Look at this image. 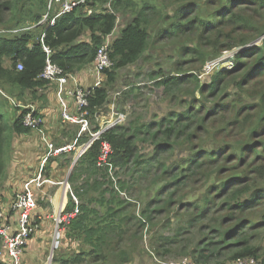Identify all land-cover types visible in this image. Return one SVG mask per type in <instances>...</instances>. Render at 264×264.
<instances>
[{
  "label": "trees",
  "instance_id": "trees-1",
  "mask_svg": "<svg viewBox=\"0 0 264 264\" xmlns=\"http://www.w3.org/2000/svg\"><path fill=\"white\" fill-rule=\"evenodd\" d=\"M48 1L0 0V210L6 223L15 214L12 203L32 180L15 194L3 192L6 147L34 130L23 124L29 110H5L11 105L5 88L22 92L47 86L40 79L47 60L44 34L51 61L66 74L92 67L123 15L130 20L111 43L113 67L89 98L92 131L99 130L95 116L107 108L119 73L165 46L178 58L170 73L160 70L150 80L162 90L168 111L112 127L75 164V152L69 153L61 168L71 169L68 183L80 213L66 226L63 241L69 245L54 255L53 264H129L128 247L136 254L145 230L161 258L190 257L194 264L256 258L264 264V0H87L53 27L19 33L42 20ZM109 3L111 10L105 9ZM87 34L89 40L82 41ZM238 50L231 68L215 72L209 83L202 80L209 63ZM20 63L23 71L17 69ZM133 87L131 96L138 92ZM89 137L84 134L78 146ZM103 141L112 148L114 176L127 177L117 180L118 191L109 170L98 166ZM144 146L152 151L144 153ZM51 164L42 169L48 180ZM146 190L149 199L137 216L135 198ZM33 191L39 192L35 185ZM45 204L37 201L36 210L48 212ZM76 207L69 197L65 211ZM32 217L36 228L42 221ZM0 264H12L1 239Z\"/></svg>",
  "mask_w": 264,
  "mask_h": 264
},
{
  "label": "built area",
  "instance_id": "built-area-1",
  "mask_svg": "<svg viewBox=\"0 0 264 264\" xmlns=\"http://www.w3.org/2000/svg\"><path fill=\"white\" fill-rule=\"evenodd\" d=\"M87 0H49L48 9L44 18L36 24H32L33 27L41 25H50L53 27L56 24L57 19L65 14L72 13L76 8L85 5ZM111 10V4H107ZM108 9V8H107ZM52 12H55V16L52 17ZM46 34L42 35L41 44L43 50L47 54L46 66L40 75L42 81L48 83H55L58 86L57 96L63 109V120L64 122L76 124L80 126V131L73 144H69L64 147L57 148L53 143L49 142L44 132L45 119L37 113L33 106L27 108L29 112L24 117V127L31 128L38 132L43 142L48 148V154L44 160V165L53 157H57L63 153H70L76 151L74 163L77 162L93 145L95 142L101 141L102 135L112 127L118 125H124L127 120V114H117V116L111 117L108 122H102L105 119V115L96 114L95 118L99 123V130L97 132L92 131L91 123L88 117L89 113V98L91 97V91L81 87H76L75 90H68L67 85L70 81H75L74 74H66L63 69L55 65L51 61L52 50L45 46ZM110 36L106 39L104 44L97 51L94 65L90 68L93 73L98 77H103L104 72L113 67L111 60V41ZM18 71H23L24 67L22 63L17 66ZM211 69V66H207L206 70ZM99 84V83H98ZM99 86V85H98ZM97 86V87H98ZM71 97L77 106L78 115H71L69 113V106L67 98ZM11 102H14L11 99ZM15 103V102H14ZM15 106H19L17 103ZM21 107V106H19ZM89 134V139L83 143L79 149H77L78 141L84 137V134ZM112 154L111 145L108 142L103 141L101 146V153L99 156L98 166L109 170V174L115 181L114 167L110 161ZM77 159V160H76ZM76 160V161H75ZM44 168V167H43ZM42 168V169H43ZM54 181L48 180L43 177L42 170L39 175L28 182L25 185V189L21 192L15 202L12 203L11 208L17 215V221L15 225L6 223L7 215L3 210H0V239L3 241V252L10 259L12 264H22V259L26 249L30 245L32 235L35 232V227L31 224V216L37 208V201L35 199V193L33 191V185L38 189H42L44 185L54 184ZM69 184V183H68ZM68 188L71 189L70 185ZM72 198L75 201L76 208L73 212L68 213L62 210L59 215L55 218V228L52 239V254L49 258V264L52 263L56 251H58L63 243V236L65 233L66 226L70 223L71 219L79 215V200L72 194ZM180 264H194L188 259L183 260ZM227 264H260L255 258H241L236 261Z\"/></svg>",
  "mask_w": 264,
  "mask_h": 264
},
{
  "label": "rangeland",
  "instance_id": "rangeland-1",
  "mask_svg": "<svg viewBox=\"0 0 264 264\" xmlns=\"http://www.w3.org/2000/svg\"><path fill=\"white\" fill-rule=\"evenodd\" d=\"M106 8H108L107 10H110V7L106 6L105 9ZM169 14L171 16L174 15L173 11H169ZM129 20H130L129 17H125L123 15H120L118 17L117 28L114 31L113 35L110 36L111 42L113 41V39L117 38L120 35L121 30L125 27V25L129 22ZM29 28L30 29L25 28V29L19 30V33L26 31V30L34 31L38 27H33L32 24H29ZM1 32L2 31L0 30V33ZM87 40H89L88 34L82 38V41H87ZM260 44L261 42H258L256 45H260ZM240 51L241 50L234 51V52H226L221 57H219L216 61L209 63L207 66H211V69L206 70L207 66L204 68L203 73H201L202 80L209 83L211 81V78L215 74V72H218L219 70L223 68H231L233 66V61H231L232 57L237 52L239 53ZM174 54L176 53L174 51H171L170 47L165 46L163 51L154 49L152 51H149L146 54V57H145L146 59L141 60L137 65L122 70L119 73L117 84L114 87L110 88V99H109L107 108L103 112H100L101 114L106 116L102 122H108L111 117L115 118L117 114H127L128 120L125 124L135 119V117L138 115L142 116V119L146 121L151 120L154 114H157L160 117L164 116L166 112L168 111L167 102L166 101L164 102V100H162V90L154 88L153 81L150 80V75L152 73H157L160 70H163L165 74L170 73L174 60L178 58L177 55H175V57L173 58L172 56H174ZM132 87L138 89L137 90L138 92H136V94L133 96H131V92H130ZM5 89H6L5 92L9 93L8 94L9 100L12 99L15 103H17L19 106H21L24 109H27L30 106H33L34 109H36L37 113H39V115H42L39 112V107H38L40 104L39 103L36 104L37 101L36 99L33 98V96L35 95V94H32L33 91H29V90L22 91V92L15 91V90L10 89L9 86H7ZM14 102H11V105L7 107V109L5 110L11 111V108L15 106ZM62 125L68 128L61 127L62 129H64L63 131H61L60 126H59V132L53 138V142L56 144H61V141H62V142L73 144L72 143V141H74L73 135L77 131V127H76L77 125L74 124V126H72L66 123L64 124L62 123ZM25 137H29V135ZM65 138H69V139H65ZM14 140L15 141L13 145L11 146V148H9V146L6 147V154L8 153L7 154L8 157L6 155V158H5V163L7 165L6 183L10 182L14 186H17V183L20 182V185H21V183L25 180L23 176L27 175L26 171H27V164L29 163V161L23 160V152L21 149L22 136L17 135L15 136ZM35 143L37 144V150H36L37 157H32L30 160L32 168H35L38 165L36 159L45 153V150L43 149L41 142H40V138L38 136L36 137ZM77 149H79V147ZM142 150L144 151V153H147V152H151L152 148H150L149 146H144L142 147ZM59 162L62 163L64 162V160H59ZM41 163L43 164V161ZM41 163L39 164L38 174L40 170H42ZM61 169L62 170H59L58 173H54V172L52 173V179L54 180L55 183L48 184L52 186L50 191L45 194L41 192L37 194V201L39 203L41 202L47 203L45 204V206H42L43 210H47V211L51 210L52 206H51V203L49 202V198L54 195L58 187L59 188L62 187L60 185L58 186L57 184L64 182L68 178L71 172L70 168H61ZM118 176L119 177L115 176V181H113L116 183L117 191L119 190L117 187V180L119 179L124 180L125 178L127 179L125 175H118ZM43 177L45 178V173L43 174ZM55 180L58 182H56ZM48 185H44L42 189H45V187ZM6 188L7 189H5L3 192H6V195L10 196L11 191L14 188H8V187ZM69 191H70L69 197H72V194H74L72 191V188L69 189ZM149 194L150 193L148 190L144 191L143 193H140V196L139 194H137V197L135 198L139 202L137 209H135L137 216L143 211L145 204L147 200L149 199V196H150ZM42 197H44V200L39 201V200H42ZM127 197L133 200L130 195H127ZM133 211H134V208H133ZM39 212H41V209H39ZM174 223L176 224L175 221ZM171 232L172 231L168 230L165 232V234L169 236L172 234ZM52 234H54L53 231H52ZM142 238L143 240L139 242V251L136 254H133L132 250L128 247V253L130 256L129 264H180L183 262V260H186V259L191 261L190 257H176V256H166L162 258L158 257L155 254L154 249L151 245L152 237L148 230H145V232L142 235ZM68 245L69 243L65 242L64 240L61 248L58 251H56L55 256H57L61 252V250H63L64 247L66 248ZM51 254H52V244L48 251L45 264H49V258L51 257ZM255 260L258 263L262 264V260H258L256 258ZM37 261H39V259ZM23 264H26V262H24ZM51 264H53V261ZM112 264H116V263H112Z\"/></svg>",
  "mask_w": 264,
  "mask_h": 264
},
{
  "label": "crops",
  "instance_id": "crops-1",
  "mask_svg": "<svg viewBox=\"0 0 264 264\" xmlns=\"http://www.w3.org/2000/svg\"><path fill=\"white\" fill-rule=\"evenodd\" d=\"M106 80H107L106 76L98 77L95 73L92 72V70L90 68H87V69L79 71L75 74V81H70L69 84L67 85V89L68 90H75L76 87H81V88H84L87 90H93L98 85L100 86L102 83H104ZM57 91H58L57 84L48 83L47 86H45L44 88H39L38 90L33 91L32 94H35L33 96V98L36 99V101H37L36 104H38V103L40 104L38 106L39 112L42 114V116L45 119L44 132L47 136L48 141L53 143L57 148H60V147L67 146L70 143H66V142L61 141V144H56L53 142V138L59 132V126H60L61 131H63L64 129H62V128L66 127V126H63L62 123L63 124L66 123V124L72 125V126H74V124L64 122V120H63V109H62V106L59 102V99L57 96ZM67 102H68V106H69V113L73 116L78 115V110H77V106L75 104V101L71 97H68ZM76 127H77V131L73 135L74 141L77 138V135L80 131V126L77 125ZM66 128H68V127H66ZM25 136H28V135L22 136L21 149L23 152V160L29 161V163L27 164V171H26L27 175L23 176V178L25 179L24 181H27L29 179L33 180V178L38 174L39 164L42 161H43V164L41 163V165L43 168L44 160H45L46 155L48 154L49 150H48V148H46L43 140H41L42 138L40 137L38 132L34 131V132H31V135H29V137H25ZM37 136L40 138V142H41L43 149L45 150V153L36 159L38 165L35 168H32L30 160L32 157H37V151H36L37 150V144L35 143ZM65 139H69V138H65ZM14 141L15 140H13L11 146L13 145ZM74 141H72V143ZM11 146L9 148H11ZM78 147H80V146H77V148ZM74 152L76 155L77 154L76 151H74ZM68 157H69V153H63V154H61L57 157H53L49 160L50 162L52 161V164L50 166H51L54 173H58L59 170H62L61 166H63V164L65 163V160ZM55 159L57 160V162ZM74 159H75V157H74ZM59 160H64V162L58 164ZM40 172H41V170H40ZM69 176H70V174H69ZM69 176L64 182L57 184L58 186L60 185L62 187H60V188L58 187L57 190L55 191L54 195L49 198V202L51 203V206H52L51 211L41 213V212H39L38 209L35 210L36 212L34 213L33 217H35V215L39 216L38 219L42 222L39 225L36 224L37 230H36L33 238L30 241V245L28 246V248L25 251V254L23 256V263L24 262H26V264H36V263L37 264H45L46 263L47 254H48V251H49L51 244H52V237H53L52 231L54 233L53 226L55 228V218L59 215V213L62 210L66 209V207L69 203L70 191H69V188L67 187ZM49 180L54 181L53 179H49ZM23 182L21 183V185H20V182L17 183V186H14L10 182H7L6 185L8 188H14L11 191V194H15L17 192L18 188L23 186ZM56 182H58V181H56ZM51 187L52 186L48 185L45 187V189H38V190H39V192L45 194V193L50 191ZM39 192L35 193V195H36L35 199H37V194H39ZM57 196L60 198H57ZM42 199H44V197H42ZM11 202L10 201L8 202V206H10ZM45 213H48V214H45ZM43 214H45V215H43ZM8 219L10 222L9 224L13 226V225H15V223L17 221V215L16 214H14V215L9 214ZM38 259H39V261H37Z\"/></svg>",
  "mask_w": 264,
  "mask_h": 264
},
{
  "label": "water",
  "instance_id": "water-1",
  "mask_svg": "<svg viewBox=\"0 0 264 264\" xmlns=\"http://www.w3.org/2000/svg\"><path fill=\"white\" fill-rule=\"evenodd\" d=\"M258 42H262V39L261 40H259V41H257L255 44H257ZM253 45H251V46H249V47H252ZM77 160V159H76ZM75 160V161H76ZM75 164V163H74Z\"/></svg>",
  "mask_w": 264,
  "mask_h": 264
},
{
  "label": "bare ground",
  "instance_id": "bare-ground-1",
  "mask_svg": "<svg viewBox=\"0 0 264 264\" xmlns=\"http://www.w3.org/2000/svg\"><path fill=\"white\" fill-rule=\"evenodd\" d=\"M57 198H60V197L57 196ZM57 209H58V208H57Z\"/></svg>",
  "mask_w": 264,
  "mask_h": 264
}]
</instances>
